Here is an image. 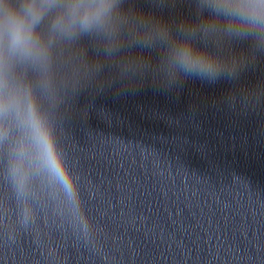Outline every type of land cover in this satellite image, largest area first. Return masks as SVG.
Masks as SVG:
<instances>
[{
	"label": "clouds",
	"instance_id": "clouds-1",
	"mask_svg": "<svg viewBox=\"0 0 264 264\" xmlns=\"http://www.w3.org/2000/svg\"><path fill=\"white\" fill-rule=\"evenodd\" d=\"M121 0H0V120L9 116L16 119L24 136L15 146L11 165L13 178L23 190L28 169L44 173L64 192L68 202L78 208L75 179L58 149L52 128L41 111L31 88L10 87L7 69L10 60L21 59L45 66L51 39H72L78 34H99L109 47L119 46ZM199 8L208 16L196 23H186L185 32L174 36L163 21L158 23L155 35L167 42L161 62L165 84H174L188 78L214 82L223 71L218 56L194 38L223 31L229 35L255 32L264 39V0H199ZM55 11L50 23V35L37 32L41 21ZM4 133L0 132V139Z\"/></svg>",
	"mask_w": 264,
	"mask_h": 264
}]
</instances>
